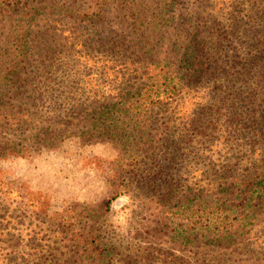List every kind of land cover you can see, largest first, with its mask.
<instances>
[{
    "label": "rangeland",
    "instance_id": "374dc122",
    "mask_svg": "<svg viewBox=\"0 0 264 264\" xmlns=\"http://www.w3.org/2000/svg\"><path fill=\"white\" fill-rule=\"evenodd\" d=\"M20 2L42 11L27 48L16 51L10 37L23 17L0 14V69L27 57L26 69L42 76L37 89L96 93L100 102L107 93L133 90L184 29L206 41L208 67L174 101L154 108L158 123L132 169L125 167L132 123L91 126L55 149L0 157V264H71L77 249L52 218L77 208L88 214L117 188L123 191L109 209L90 221L132 264H264V206L248 237L227 249L185 246L158 226L168 203L198 189L231 201L264 174L254 112L264 107V0ZM89 10L98 14L93 21L82 17Z\"/></svg>",
    "mask_w": 264,
    "mask_h": 264
},
{
    "label": "trees",
    "instance_id": "16d2710c",
    "mask_svg": "<svg viewBox=\"0 0 264 264\" xmlns=\"http://www.w3.org/2000/svg\"><path fill=\"white\" fill-rule=\"evenodd\" d=\"M20 1L0 0L1 15L23 17V25L15 32L13 27L10 37L13 51L20 47L27 48L30 25L42 11L25 8ZM93 11H87L82 17L93 21L98 17ZM196 32L184 29L179 37L177 34L171 41L170 51L163 57L151 60L148 77L142 85L124 93H107L101 102L99 97L95 98L96 93L90 99L79 90L56 92L37 89L33 85L40 82L42 76L26 69L24 63L27 57L9 59L0 69V157L41 147L55 149L64 139L83 134L91 126L132 123L136 126V133L125 167L134 168L140 157L139 150L148 141L149 134L151 138L152 126L158 123L154 108L174 101L185 84L199 78L208 67L203 58L206 41L199 40ZM26 52L23 53L25 56ZM19 64H23L22 71ZM79 82L82 83L83 79H79ZM250 96L257 98V92L253 91ZM254 112H259L258 131L264 138V122L261 121L264 119V107ZM235 120L240 122L238 114ZM219 188L223 190L221 184ZM122 191L123 188L115 189L108 199L92 208L88 214V208H77L70 216L52 218V221L57 222L58 230L68 237L70 245L77 249L74 250L71 264H132L130 259L118 255L115 247L99 234L96 223L90 221L106 212L111 201ZM263 206L264 174H261L257 179H250L243 194L233 196L231 201L214 194L207 195L198 189L168 203L158 226L163 228L162 231L166 227L170 228L185 246L227 249L248 237L246 235L251 231L250 226L263 218ZM84 220L87 221L82 224Z\"/></svg>",
    "mask_w": 264,
    "mask_h": 264
}]
</instances>
